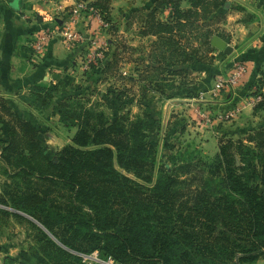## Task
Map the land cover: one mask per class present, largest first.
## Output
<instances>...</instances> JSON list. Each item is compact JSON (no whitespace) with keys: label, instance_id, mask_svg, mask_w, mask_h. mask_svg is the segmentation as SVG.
<instances>
[{"label":"trees","instance_id":"obj_1","mask_svg":"<svg viewBox=\"0 0 264 264\" xmlns=\"http://www.w3.org/2000/svg\"><path fill=\"white\" fill-rule=\"evenodd\" d=\"M91 5L109 12L100 0ZM165 8L169 14L158 13ZM230 8L226 0H157L143 19L142 35L156 38L143 57L142 81L149 86L143 95L148 89L163 93L164 81L174 86L191 66L212 64L201 48L214 50L215 32L201 29ZM107 56L98 66L102 73L117 63L116 52ZM55 89L37 83L21 98L44 107ZM72 99L55 110L77 131L72 144L51 159L39 142L38 126L0 95V124L7 135L0 141V161L7 165L0 166L7 176L0 218L29 224L42 264H88L83 255L94 251L122 264H255L264 258V125L240 138L225 135L210 176L199 187L192 188L195 179H180L173 168L161 171L153 187H144L128 174L153 181L156 150L147 139L156 123L152 115L108 121ZM263 107L264 96L255 105ZM179 169L192 173L187 166Z\"/></svg>","mask_w":264,"mask_h":264},{"label":"rangeland","instance_id":"obj_2","mask_svg":"<svg viewBox=\"0 0 264 264\" xmlns=\"http://www.w3.org/2000/svg\"><path fill=\"white\" fill-rule=\"evenodd\" d=\"M106 1L108 0H100V4L110 8L111 1L109 0L108 3ZM145 15L146 13L144 11L126 16H123L120 12L117 14L114 13L113 15L110 14V17L112 16V25H116L118 29L122 31L130 22L132 24L134 22L137 23V26L139 25V30L136 31V37H138V39H143L146 38L142 35L143 19ZM228 18L229 12H226L223 18L208 23V28H202L201 32L203 33L208 29L215 32V35L223 36L226 40H229V42H233L231 34L229 33L230 35H226L224 33V31H226L224 25L228 22ZM110 34L115 36L112 43L114 52L117 53L116 66L110 73H102L99 68L97 66L94 67V65L89 70H83L82 65H79L78 62H70L64 65L65 69L63 70L68 76L58 79V81L63 80V83L54 82L53 80L41 82V84L51 87L56 86L52 96L48 97L49 104L44 107H37L25 100H21L22 103H18L16 100L6 98L7 102L14 112L26 119H28V116L30 118H42V121L32 122L38 126L39 142L51 159H55L58 152L64 146L72 144L73 137L77 131V127L61 121L60 116L56 114L57 112L55 109L57 104L66 100L68 97H72V100L78 99L82 106L91 109L96 114L103 115L108 121H113L118 117H128L129 120L133 121L137 117L144 116L146 113L151 114L156 121L153 128L147 132V139L153 144L156 150L154 156L153 181L146 182L136 178L133 174L128 175L139 181L144 187H153L161 171L166 168H173L176 170L178 169L177 172L178 175H180V179L188 180L189 182H191L193 178L195 179V183L190 184L192 188L199 187L200 182H203L205 178L210 176L208 171L213 166L214 158L219 152L220 140L225 136L222 135V132L221 134L220 132L217 133L216 129L217 126L223 124V122L220 121L221 124L217 123L215 127L211 128H193L198 125L195 124V121H192V116H190V114H187L188 120L185 119L180 121L179 114L175 112L176 108H174V106L173 108L168 106L165 112L163 104V108L159 106V99L154 94L157 93L156 91L148 89L146 94L143 95L142 90L147 89L146 85L148 86V83L145 82L146 85H144L142 81V73L144 72L142 62L144 60V55H147V52H144L145 48H143L140 43L134 46L136 53L139 55L134 57L132 63H130L128 57H131V55L135 53L129 52L127 54L126 50L127 48L129 49V46L127 45V40L125 41L124 34L119 35V32L116 34L110 32ZM149 39L152 41L151 38ZM192 41H194L195 45H199V43L191 37V42ZM148 43L150 44V42ZM149 44L146 46H149ZM213 49L214 50L209 52L206 47L201 48L206 60L213 58L212 64L199 65L203 67L201 69L198 68L199 66L192 69L191 67L193 66H191L186 74L179 76L177 80L178 83L175 84L174 82V86L171 85V81H164L163 84L167 86L164 87L163 93H157L159 94L158 96L161 99L173 97L183 99L185 95H187L186 93L196 95L200 90H207L209 84L205 81L212 78L214 74L216 76L227 74L232 70L233 64L236 61V59L233 60L234 54L226 55L223 51L215 47H213ZM216 62H218V64ZM129 70L133 72V76H129L131 73ZM151 75L152 79H155L157 76L155 71L151 73ZM178 84L179 87L177 88ZM188 84H193V86L189 87L191 88L190 90L189 88L187 90L186 86H183ZM28 93L29 90L25 95ZM42 96L44 97V94H42ZM35 98L37 99V95H35ZM38 100L40 102L42 101L41 99ZM74 107L78 109L81 106L75 105ZM196 115L202 120H207L205 122H214L212 118L210 119L211 116L206 112ZM259 123H261V121ZM259 123L255 122L249 125L251 128H255L259 126ZM261 125H264V123H261ZM0 128L5 132L2 124H0ZM249 129L250 128L245 127L242 132H239V130L235 131L231 135H228V137L234 139L243 137L247 134L246 132ZM4 134L6 135V132ZM6 138L7 135L4 138H0V141H4ZM3 145L0 144L1 147ZM182 165L189 167L192 173L182 174V170L179 169ZM0 166L6 167L7 165L0 161ZM9 169L12 168L9 167ZM5 181H7V176L3 174L0 168V194L3 193V183ZM65 191L64 189L61 192ZM56 199L60 200L64 198ZM0 207L4 208L1 204ZM8 209L14 211L11 208ZM22 215L34 221L26 214ZM97 252L102 261L111 259L116 264H122L111 256H106L100 251ZM39 253L41 252L36 242V234L28 223L13 217H11L10 220L0 218V264H42L36 257ZM102 261H94L88 264H105Z\"/></svg>","mask_w":264,"mask_h":264},{"label":"crops","instance_id":"obj_3","mask_svg":"<svg viewBox=\"0 0 264 264\" xmlns=\"http://www.w3.org/2000/svg\"><path fill=\"white\" fill-rule=\"evenodd\" d=\"M78 1L0 0L1 96L22 103L21 95L26 94L32 85L52 80L63 83V80L58 81V79L68 76L63 71L64 65L70 62H78L83 69L84 59L98 47H106V52H109L107 60L110 59L114 52L112 41L115 36L110 32H93L91 30L92 17L88 12H81L76 20H72L74 17L72 10ZM86 1L92 3L96 0ZM110 1L109 13L113 15L121 12L123 16L143 11L147 13L155 7L157 2V0ZM226 1L230 3L231 8L228 22L224 25L226 29L224 33L226 35L231 34L233 42H229L223 36L221 37L233 46V60H243L247 64L248 72L242 83L234 89L219 90L216 87V75L214 74V77L212 76L205 81L209 84L207 90H200L196 95L186 93L187 95L183 99L175 97L161 99L159 94H154L159 99V106L161 107L163 104L165 107V112L168 106L176 108L175 112L179 114L180 121L188 120L187 114H190L192 121L198 125L193 128H211L215 127L217 123L221 124L220 121H222L223 124L216 128L217 133L220 132L221 134L222 132V135H231L238 130L242 132L245 127L251 128L250 123H259L260 121L262 124L264 123V107L256 109L251 102L257 85H264V0ZM186 6L188 5L184 2L183 7ZM162 12L167 15L170 13V8H165L164 11L158 10V13L163 14ZM66 25L85 34V40L78 43L74 48H68L63 42L60 29ZM44 28L54 30L55 35L41 57H32L31 38L33 34ZM138 30L139 25L130 22L123 31L121 29L118 31L119 35L124 34L125 41L127 40L129 46V49L126 50L127 54L129 52L135 53L132 54L133 57L132 55L128 57L130 63L134 57L139 55L134 46L140 43L145 48L144 52L148 53L149 47L146 45L150 42L149 38L151 40L156 39L154 36L138 39L136 37ZM145 63L146 61H143L142 65L144 66ZM216 63L218 64V62ZM129 72H131L129 75L131 76L133 72L131 70ZM183 86H186L188 90L193 84ZM234 109H239L236 119L231 121L220 119L221 114ZM202 112L209 114L210 119L212 118L214 122H205L207 120H202L196 115ZM27 118L31 121H42L41 117L37 119L28 116ZM4 133L3 129L0 128V138L6 137ZM255 264H264V258H260Z\"/></svg>","mask_w":264,"mask_h":264},{"label":"built area","instance_id":"obj_4","mask_svg":"<svg viewBox=\"0 0 264 264\" xmlns=\"http://www.w3.org/2000/svg\"><path fill=\"white\" fill-rule=\"evenodd\" d=\"M81 12H88L92 17V29L93 32H108L112 26V19L109 12L102 10L100 8L94 7L91 5V2L86 0H79L75 4V8L72 10L73 19L76 20ZM60 33L63 38V42L68 48H74L78 43L85 40V34L82 31L73 29L70 26H64L60 29ZM55 35L54 30L52 29H41L33 34L30 41V49L32 57H41L44 54V51L48 43L53 39ZM106 47H98L92 51L85 59L83 63V70H89L93 65L99 66L100 63L105 59ZM248 72L247 64L244 61H235L232 67L227 74H221L216 77V87L219 90H229L238 87L244 80ZM264 96V86L257 85L251 102L254 105H257L263 100ZM239 114V109H234L223 113L220 115V119L225 121H231L236 119ZM83 260L87 263H92L94 261H102L99 258L97 251L83 255ZM105 264H116L113 260L109 259L108 261H102Z\"/></svg>","mask_w":264,"mask_h":264},{"label":"water","instance_id":"obj_5","mask_svg":"<svg viewBox=\"0 0 264 264\" xmlns=\"http://www.w3.org/2000/svg\"><path fill=\"white\" fill-rule=\"evenodd\" d=\"M211 44L213 47L223 51L226 55L233 53V46L229 44L223 37L214 35L211 38Z\"/></svg>","mask_w":264,"mask_h":264}]
</instances>
